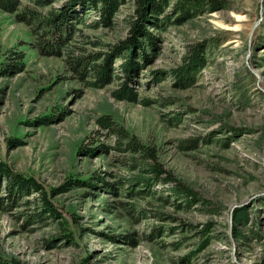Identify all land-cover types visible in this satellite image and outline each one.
Masks as SVG:
<instances>
[{"label": "rangeland", "instance_id": "obj_1", "mask_svg": "<svg viewBox=\"0 0 264 264\" xmlns=\"http://www.w3.org/2000/svg\"><path fill=\"white\" fill-rule=\"evenodd\" d=\"M222 1L163 31L134 84L136 101L113 96L120 80L89 87L64 56L39 51L27 23L0 9V162L36 178L59 214L42 212L37 192L14 203L0 174V256L24 264H264V0ZM130 13L126 4L113 27L84 28L99 43L77 37L78 53L111 50ZM203 39L208 65L196 84L178 86L172 68ZM105 114L155 147L164 169L202 200L178 206L112 191L148 174L123 161L97 121ZM75 179L95 186H72ZM171 186L156 188L169 194ZM157 226L165 227L156 236Z\"/></svg>", "mask_w": 264, "mask_h": 264}, {"label": "trees", "instance_id": "obj_2", "mask_svg": "<svg viewBox=\"0 0 264 264\" xmlns=\"http://www.w3.org/2000/svg\"><path fill=\"white\" fill-rule=\"evenodd\" d=\"M223 3L222 0H27V2L0 0V9L13 13L18 21L27 23L36 37L39 51L45 55L64 56L73 71L79 73L81 77L88 78L86 81L89 87H104L120 80L118 88L112 91L113 96L122 100L136 101L137 92L134 84L139 83L137 78L143 67L158 55L159 46L164 38L163 31L221 9ZM126 4H131L132 7V13L126 17V35L112 44L109 51L78 53V49L84 50V46L76 44L77 37H83V41L88 43H99L98 40L91 39L85 34L84 28L113 27L118 13ZM92 12L96 13L97 17L89 21L88 17ZM208 43L209 41L203 39L187 46L183 61L171 70L178 86L188 87L196 84L202 70L209 62ZM117 61H120L118 68L115 67ZM97 121L115 136V148L123 153V161L133 169L148 174L134 175L130 180V186L123 192H118V188L114 186L112 191L138 199L149 196L160 202L178 203V206H181V200H185L188 205L202 200L193 187L178 179L171 171L164 169L163 161L155 147L144 143L135 133L114 120L110 114L99 117ZM91 152L94 150L92 149ZM0 174L7 179L8 193L17 195L13 200L14 203L18 204L20 203L18 200L37 192L41 196L42 212L54 216L58 214L47 198L42 184L36 178L16 172L4 162H0ZM159 182L172 183L169 194L160 193L156 188ZM72 183V186L79 187L83 186V183L95 186L89 179H75ZM121 203L131 215L135 212L134 204ZM155 213L164 218L165 213L160 211ZM164 227L157 226L154 229L155 235L162 234ZM127 236L131 238L124 237L126 241L135 242L132 239L134 233ZM208 243L207 237L200 243V248ZM0 264L24 263L0 256Z\"/></svg>", "mask_w": 264, "mask_h": 264}, {"label": "water", "instance_id": "obj_3", "mask_svg": "<svg viewBox=\"0 0 264 264\" xmlns=\"http://www.w3.org/2000/svg\"><path fill=\"white\" fill-rule=\"evenodd\" d=\"M257 24H258V22L253 26V32L255 31ZM253 32H252V34H253Z\"/></svg>", "mask_w": 264, "mask_h": 264}]
</instances>
